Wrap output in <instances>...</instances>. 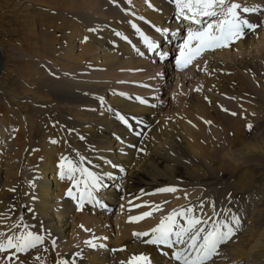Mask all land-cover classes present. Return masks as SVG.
<instances>
[{
  "label": "bare ground",
  "instance_id": "obj_1",
  "mask_svg": "<svg viewBox=\"0 0 264 264\" xmlns=\"http://www.w3.org/2000/svg\"><path fill=\"white\" fill-rule=\"evenodd\" d=\"M17 1V4L24 2L28 7L24 8L26 11L36 7L34 14L28 12L29 21L25 20L28 22L23 35L32 57L45 61L44 65H39L32 59L15 71L19 79L7 77L6 87L0 88V214H6L0 215V231L11 234L10 226L23 217L21 227L14 232L25 231L23 225L27 224L28 231L45 237L38 249L18 253L20 260L24 264H40L35 259L39 255L44 264H57L60 260L67 264L73 261L75 264H120L133 255L145 253L152 258L153 264H174L157 246L142 242L148 237L136 238L133 233L150 232L162 216L181 207H198L203 203L204 213L211 214V202L221 214L219 218H223L225 209L241 215L235 236L221 246V255L215 258V264H264V166L258 164L260 170L254 174L238 162L244 157L245 162L264 164V124L247 123L251 112L244 107L251 105L249 98L255 90L243 87L241 82L233 83L237 78L230 74L236 69L231 62L241 55L235 53L233 61L225 60L226 67H220L223 62L218 59L219 66L206 85L214 92L231 94L240 85L247 102L246 106L236 104L240 110L244 109V115L233 107L234 103L232 107L225 106L211 94L200 95L196 101L189 99L187 107L189 112L198 110L205 115L204 120L215 123L229 140L227 157L218 163L215 159L220 157L217 153L221 149L216 147L217 143L212 142L209 148L195 143L197 125L193 113L184 115L188 122L185 128L176 121L171 122L167 116L157 117L156 107H152L156 102L152 98L155 92L151 79L145 80L150 90L130 86L128 89L133 91L129 93L113 87L122 80L118 79L122 76L119 71L152 72L154 66L148 58L155 60L161 54L169 57L165 48L170 45L179 49L182 35H186L181 31L184 27L186 31L187 22L176 17L171 0H115L120 11L126 9V14L107 0ZM238 2L256 9L243 15L259 27L255 31L246 29L243 39L215 51L246 53L259 43L264 46V36L261 39L256 36L260 31L257 29L264 24V0ZM1 19L5 20L3 16ZM157 28L167 31H157ZM3 30L12 35L10 27L4 26ZM144 36L160 43L159 47L149 51ZM165 42L163 52L151 56ZM2 47L0 38V82L3 74L11 71L4 68L7 58ZM161 66L164 72L174 63L163 62ZM85 67H93L94 75L84 76ZM263 67L262 53L255 70L249 60L239 65L246 71L239 79L257 76L264 79V71L262 76L257 75ZM177 69L175 66V71ZM102 73L110 76L101 79ZM138 77L136 74L133 78ZM141 80L131 78L129 82L143 83ZM259 86L264 93V85ZM141 99L145 102L141 103ZM233 113L237 114L238 121L229 120L234 118ZM248 125L252 126L251 130ZM242 131L246 137L240 134ZM233 132L235 139L231 141L226 134ZM6 133L9 139L5 141ZM53 140L57 143H52ZM61 157H67L100 177L101 187L94 192L96 199L91 203L86 201L82 210L77 208L78 201L66 195L71 181L59 177ZM80 157H84L83 162ZM222 163L229 170L227 174ZM210 168L225 177L217 184L211 182L208 179L216 177V173ZM120 180L121 186H118ZM204 180L207 184L202 182ZM106 183L110 185L105 188ZM187 186L193 188H184ZM164 187H175L177 191H158ZM13 188L15 191H10ZM102 190L104 195L99 194ZM169 197L172 199L167 205L169 211H164V202ZM120 198V207L125 206V213H117L114 220L118 221L119 230L113 235L110 225L113 219L110 220L108 212ZM157 205L163 210L153 211ZM149 211H152L151 216L129 222L130 217ZM86 229L91 232L87 234ZM89 240L97 245L105 244L106 248L93 249L85 243ZM114 249L117 251H112ZM9 254L0 253V264H10L5 259Z\"/></svg>",
  "mask_w": 264,
  "mask_h": 264
},
{
  "label": "snow or ice",
  "instance_id": "obj_2",
  "mask_svg": "<svg viewBox=\"0 0 264 264\" xmlns=\"http://www.w3.org/2000/svg\"><path fill=\"white\" fill-rule=\"evenodd\" d=\"M171 2L175 5L176 17L187 22L186 35L183 36V41L179 45L175 60L178 69L187 68L207 51L230 47L244 38L246 29L255 31L259 27L243 15L253 13L256 9L243 6L238 0H171ZM156 30L167 31L159 28ZM144 42L149 51H155L159 47L147 36H144ZM166 55L161 54V58ZM140 102L144 103L145 101L141 99ZM120 119L123 120V117ZM251 128L252 126L248 125V129L251 130ZM51 142L57 143L55 140ZM80 160L83 162L84 157H80ZM58 169L60 179L71 181V187L67 189L66 195L78 201V210L83 209L86 201L92 202L96 199L94 192L101 187L100 177L97 174L73 163L67 157H61ZM81 185H83L82 188ZM73 189L76 191L74 192ZM10 191H15V189H10ZM158 191L161 193L175 192L177 189L164 187ZM96 203L99 204L100 201L97 200ZM210 206L211 214L204 213L203 203L198 207L188 206L181 207L179 210L173 209L167 215L162 216L159 223L150 232H136L133 233V236L136 238L148 237V239H142V242L157 246L161 254L174 264H215V258L221 255V246L227 244L235 236L241 221L237 215L231 214L230 209H225L223 218H219L221 214L217 212L215 204L210 202ZM162 210L159 205L153 209V211ZM151 215L152 211L145 212L141 216L130 217L129 222H138ZM22 221L23 217L20 218V222L10 226L11 234L0 231V253H10L5 257L10 264H16L17 261L19 264H24L17 254L38 249V246L43 245L45 241L44 236L28 231L27 224L23 225L25 231L14 232V229L21 227ZM52 243L55 246V241ZM85 243L93 249L106 248L105 244L97 245L91 240L85 241ZM35 259L40 264H44L41 256L37 255ZM57 264H67V262L60 260ZM73 264H75L74 261ZM120 264H153V260L149 255L140 253L131 256L126 261H120Z\"/></svg>",
  "mask_w": 264,
  "mask_h": 264
},
{
  "label": "rangeland",
  "instance_id": "obj_3",
  "mask_svg": "<svg viewBox=\"0 0 264 264\" xmlns=\"http://www.w3.org/2000/svg\"><path fill=\"white\" fill-rule=\"evenodd\" d=\"M114 1L115 0H113V1L107 0L108 4H110L114 8L116 7L120 11V8L118 7L119 5L116 6ZM18 2L19 1H17V0H15V1L14 0H0V38H1V42L3 44V47H2L3 52L5 54V57L7 58V60L4 62V68L11 70V71L5 70L6 72H5V74H3V78L0 82V88L1 89H4L6 87L7 81L5 79H8V78L19 79L18 76L16 75L15 71L21 69L26 63L31 62L32 59H34V61H36L37 63L39 62V65H44L43 62H45V61H43L42 58H38V57L33 58L32 57L30 49H28V47H27L26 37H25V35H23V33L25 32V25L29 21L30 15H28V14H30L31 12H33V14H34L35 12L33 9H35L36 7H30L29 11L28 10L26 11L24 8H28V7H26L25 4H23L24 2H22V3L20 2V4H17ZM21 10H23V11H21ZM121 10L122 11H120V12H122L123 14H126L125 13L126 9H121ZM28 12H30V13H28ZM260 12H263V11H260ZM263 14H264V12H263ZM1 16H3L5 18V20L1 19ZM35 16H37V15L35 14ZM25 20H28V21L26 22ZM172 21H173V19H172ZM5 22L7 24H4ZM3 25L8 26L11 29H13L12 35H9L7 33V31L5 32L3 30V27H4ZM22 26L24 28H22ZM185 32L186 31H185V27H184L183 30L181 31V33L184 34ZM257 32H258L256 35V36H258L257 38L261 39V37L264 36V35H262V34H264V24L262 25V27L257 29ZM152 41L155 42L154 40H152ZM181 41H183V35H182ZM157 44H160V43H157ZM166 44H167V42L163 43L161 49L159 48L151 56H154V54H158V53L160 54V51L166 47ZM168 47L169 48L171 47V48L169 49ZM174 47L175 46L170 45V46H167L165 48V50L168 49L166 51L169 52V57H167V58L165 57L164 59H162L161 56H159L158 58L156 56L155 60H153V59L149 60V58L147 59V61H151L150 62V63H152L151 66H154V69L152 70V72L148 73V72L142 71L140 69H136L135 71L134 70H128V71H124V72L119 71L120 74L116 73L115 75H118V74L122 75L121 77L118 78V79L122 78V80H119V82L117 83V86L113 85V87L114 88L117 87V88L122 89L126 92H129V93H132L131 91H133L131 89H128V87H130V86H134L136 88L148 90L149 85H147L148 82L145 80L151 79L150 84H152L154 82L152 85V87L154 86L153 87L154 89L153 88L152 89L155 92V94L152 98L155 99V102H156V106H152V107L153 108L156 107L155 110L157 111V117L162 118V117L167 116L171 122L176 121L179 126H182L185 128V126H186V124H188V122H187V118H185L184 115L188 116L189 114L193 113V115H192V116H194L193 120L195 121V123L197 125L196 134H195V139H196L195 143L201 144V145L205 146L206 148H209L210 146H212L211 145L212 142L217 143L216 147L218 149H221V151H219L217 153V154H220V157H216L215 160L218 163H221V162H223L222 159L227 157L226 153H227V150H229V148H230L229 140L228 141L226 140L225 136L222 135L225 133H223L221 131V129L216 126L215 123H212V122L208 123L209 121H207V120L205 121L204 120L205 115H201L198 110L196 112L194 110L190 111L191 113L189 112V110L187 109L189 99L196 101L198 98L201 97L200 95L211 94L214 97H216V99L218 101L220 100L219 102H221V103L223 102L225 104V106L230 105V107H232L231 104L234 103L233 107L237 108L238 110H240V108L238 106L239 104L246 106V102H247L246 98L247 97L241 94L244 91H243L242 87H240V85L233 89V91L235 92L233 94L228 93V92L217 93V92L212 91L206 85V82L209 79H213V77H211V76L213 75V72H215L216 66H219V64H217L218 59H221V61L223 62L222 64H220V67H222V66L226 67L227 65L224 63V61L225 60L233 61L234 54L237 53L238 55L239 54L241 55V58L231 62V65H233L236 69H234V70L231 69L232 71H230V74L234 79L237 78V79L233 80V83H235V85H237L238 84L237 82H239V83L241 82L243 84V87L247 86V87H250L253 90H255L254 93L251 94L253 97L249 98L251 100V102L255 105V107L252 106L253 105L252 103H251V105H248L246 107L243 106L244 109L250 110L248 112H251L247 123L264 124V118H260V116H259L261 114V116L264 117V104H263L264 103V95H263L264 93H261L260 86H259L260 84L264 85V79H261V77H259V76L253 77L252 79H239L244 72L246 73V71L239 68V65L244 63L246 60H249V61L253 62V69L255 70L258 67V64H260V60H262V53L264 55V46L261 43H259L256 46V48L249 49L246 53H244V51H243L244 54L240 50H235V51L229 50L228 51L225 49L222 51L221 50H219V51H207V53L205 52L200 58H198L196 60V62H194V64L191 65V67L189 66L187 68L177 69V71H175L174 66L173 67L167 66L168 70L163 72L164 68H163V66H161V64L163 62H167V63L169 61L173 62V60L176 58V56L178 54L177 47L175 49H174ZM260 49L263 50L262 53L260 52ZM162 52H163V50H162ZM158 63H160V64H158ZM201 68H202V70H201ZM84 69H85V72L83 74L84 76L91 77L94 75L95 69H93V67H92V69H88L86 67ZM87 69H88V71H87ZM263 71H264V67H263V69H260L259 71H257V75L262 76ZM136 74H137V77L139 76L137 79H142L143 83L142 82H135V81H133V83L129 82V80H131V78H132V80H137L136 78H133V77H135ZM109 76H110L109 73H102L101 79H106ZM250 77H252V74H250ZM164 80L166 81V83H164ZM122 83L124 85L126 84L125 87H124V85H123V87L121 86ZM120 86L122 88H120ZM145 86H146V88H145ZM258 93H260V95ZM235 94H238L239 98H237L238 96ZM234 96H236V97H234ZM240 96H241V98H240ZM235 99H237V101ZM238 100H241V102L239 101V103H238ZM236 102L238 105L236 104ZM261 103L263 105H261ZM244 109L242 108L243 111L240 110V114H242L241 112H243V115H244V112H245ZM219 111L221 113L223 112V110H219ZM231 115H233V114H231ZM182 116L184 117V119ZM233 116H234V118H231L229 120L238 121L237 114H235ZM175 118H176V120H175ZM218 129H219V131H218ZM216 132H217V134H216ZM188 134L190 136H192V134L190 132H188ZM240 134L246 137L245 132L242 131V132H240ZM8 136H9V134L6 133V137L4 139L5 141L9 139ZM220 136H221V138H220ZM226 136H228L231 141H234V139H235L234 132H233V134H230V135L226 134ZM209 142H211V143H209ZM6 146H7V144H6ZM185 160L187 161L189 159L186 158ZM238 160H239L238 161L239 163H242L243 167L250 168V171L253 173L255 171L258 172L260 170V168L258 167L259 165L262 167L264 166V164H261V162H258V161H254V163H253V161L245 162L246 160L244 157H240ZM232 164L235 165L234 162ZM221 166L225 169V172L224 171L223 172L225 174H227L229 170L226 168V164L222 163ZM210 171H213L216 173L215 174L216 177H212V178L208 179V180H211V182H213V183L217 184V183H219V181L222 177H225L224 174L218 175L216 169L210 168ZM215 178H217L218 180ZM121 182H122V180H120V183L118 181V183H117V184H119L118 186H121ZM202 182L207 184L205 182V180ZM205 184H204V186H205ZM108 185H110V184L106 183L105 188ZM187 187H184V188H186L188 190H191L193 188V187H188V188ZM186 189H184V190H186ZM188 190H186V191H188ZM99 194L104 195L103 190L99 191ZM153 196H155V195H153ZM170 199H171V197H169V199L167 201H165V202L163 201L165 204L164 211H169V207L167 205H169L170 202L172 201V199L171 200ZM120 205H121V198L119 199V201H116L114 204H112V206L110 207L109 212H108V214H109L108 217L110 218V220L113 219V220H111V224H110L111 228L113 227L112 228L113 235H116L117 231L119 230L117 228L118 221L116 223L114 220L115 217H117V213L118 212H120L122 214L125 213V210H123L125 208V206L122 205L120 207ZM238 214L240 215V213H238ZM240 217H241V215H240ZM90 232H91V230L86 229L87 234Z\"/></svg>",
  "mask_w": 264,
  "mask_h": 264
}]
</instances>
